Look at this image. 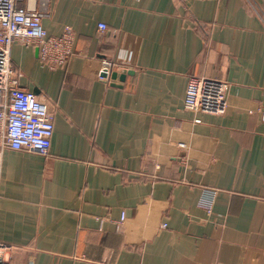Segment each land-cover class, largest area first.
<instances>
[{
    "label": "crops",
    "instance_id": "crops-1",
    "mask_svg": "<svg viewBox=\"0 0 264 264\" xmlns=\"http://www.w3.org/2000/svg\"><path fill=\"white\" fill-rule=\"evenodd\" d=\"M45 1L75 43L55 70L12 45L54 133L2 158L11 264H264V0ZM191 78L229 83L224 114L185 109Z\"/></svg>",
    "mask_w": 264,
    "mask_h": 264
},
{
    "label": "built area",
    "instance_id": "built-area-1",
    "mask_svg": "<svg viewBox=\"0 0 264 264\" xmlns=\"http://www.w3.org/2000/svg\"><path fill=\"white\" fill-rule=\"evenodd\" d=\"M21 1L24 0H0V189L4 152L27 151L47 157L54 133V112L48 100L21 87L19 74L11 64L13 43L37 47L41 64L50 70L68 63L75 43L71 27L59 36L48 35L42 25L47 9L45 0H40L39 8L27 0V6L18 9L16 5ZM99 30L104 32L106 25L100 24ZM114 66L104 60L100 79L109 81ZM229 87L224 81L191 78L184 107L194 113L222 115L227 108ZM10 249V245L0 241V264H11L6 257Z\"/></svg>",
    "mask_w": 264,
    "mask_h": 264
},
{
    "label": "water",
    "instance_id": "water-1",
    "mask_svg": "<svg viewBox=\"0 0 264 264\" xmlns=\"http://www.w3.org/2000/svg\"><path fill=\"white\" fill-rule=\"evenodd\" d=\"M128 74H129V73H128ZM125 76H126V75H120V76H118L117 73H113L111 78H112V80H116V79L119 77L120 80L124 82Z\"/></svg>",
    "mask_w": 264,
    "mask_h": 264
},
{
    "label": "rangeland",
    "instance_id": "rangeland-1",
    "mask_svg": "<svg viewBox=\"0 0 264 264\" xmlns=\"http://www.w3.org/2000/svg\"><path fill=\"white\" fill-rule=\"evenodd\" d=\"M115 66L113 67V70H114Z\"/></svg>",
    "mask_w": 264,
    "mask_h": 264
}]
</instances>
